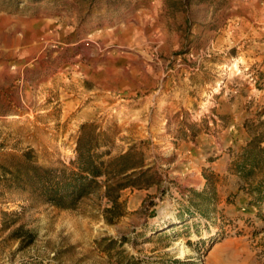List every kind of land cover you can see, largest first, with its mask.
Returning a JSON list of instances; mask_svg holds the SVG:
<instances>
[{"label":"rangeland","instance_id":"1","mask_svg":"<svg viewBox=\"0 0 264 264\" xmlns=\"http://www.w3.org/2000/svg\"><path fill=\"white\" fill-rule=\"evenodd\" d=\"M255 132L264 0H0V264H264ZM82 133L146 172L65 205L11 179L78 169Z\"/></svg>","mask_w":264,"mask_h":264},{"label":"trees","instance_id":"2","mask_svg":"<svg viewBox=\"0 0 264 264\" xmlns=\"http://www.w3.org/2000/svg\"><path fill=\"white\" fill-rule=\"evenodd\" d=\"M88 125L87 123L83 124V128ZM99 135L100 133L88 136L85 133L80 135L77 157L74 160L78 165V169L56 171L53 168L30 164L23 170L11 171V179L20 186L38 190L45 200L52 201L57 205H65L75 193H81L85 189L99 185L97 177L102 175L104 169L110 166L119 165L118 172L124 174L125 178H130L140 172H146L138 169L144 164L143 160H131L132 150L111 158L105 156L110 154V150L98 151L97 148L101 143L98 140ZM262 142H264V134L255 132L252 139L243 147L244 151L235 162L238 172L249 175L260 163V159L264 157ZM25 155L28 156L29 152H26ZM131 169L133 170L129 172ZM207 181L209 183V177ZM130 185L141 187L142 182L134 178L127 183H123L120 187L124 188ZM198 195H202V193ZM202 197L205 196L202 195ZM115 204H117V201H114L113 206Z\"/></svg>","mask_w":264,"mask_h":264}]
</instances>
